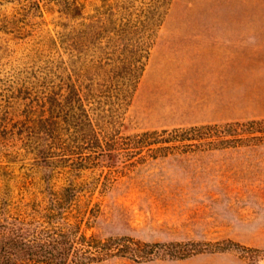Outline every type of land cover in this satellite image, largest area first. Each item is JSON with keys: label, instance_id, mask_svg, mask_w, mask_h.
<instances>
[{"label": "rangeland", "instance_id": "rangeland-1", "mask_svg": "<svg viewBox=\"0 0 264 264\" xmlns=\"http://www.w3.org/2000/svg\"><path fill=\"white\" fill-rule=\"evenodd\" d=\"M76 5L70 19L65 0H0V238L67 233L72 256L83 234L197 249L84 264H264V0ZM71 71L112 162L90 143L65 168L22 148L50 95L67 105ZM200 128L233 141L133 139Z\"/></svg>", "mask_w": 264, "mask_h": 264}, {"label": "trees", "instance_id": "trees-1", "mask_svg": "<svg viewBox=\"0 0 264 264\" xmlns=\"http://www.w3.org/2000/svg\"><path fill=\"white\" fill-rule=\"evenodd\" d=\"M76 3L77 0H65L67 8L63 14L66 18H76L78 10ZM66 43L69 49L67 52L69 53L71 62L69 69L71 70L75 58L72 52L74 45L71 44L70 40ZM68 79L70 83L66 87L67 95L64 97L67 105L64 106V103L60 102V93L54 92L46 101L47 115H41L35 119L32 126L25 124L26 128L18 132L23 150H29L36 154L38 159L47 162V164L50 162L53 166L65 168L68 167L66 164H68L67 161H71L69 160L71 156L79 155L80 151L84 149L83 146L90 143L95 150L102 152L100 155L108 163L116 160L118 156H114L112 150H106L104 147L106 135L103 136L94 123L91 112L86 107L77 85L73 82L72 71ZM204 131L208 132L205 133ZM247 132L252 135L257 131ZM191 133L192 135L178 136L175 132L174 136L167 138L163 136L161 138L157 133H146L141 136L137 135L133 139L137 138L138 142L136 141V143H140L141 139L149 138L151 135L158 136L155 139L141 140L148 145L173 142H205L207 138H217L221 143L233 141L228 139L229 136H233L228 131L200 128L191 130ZM108 142H110L109 139ZM210 143L212 144L214 141ZM80 166L75 169L87 168L85 161L81 162ZM67 239V233H60L45 242L33 244L27 242L23 236L14 238L11 235H3L0 238V264H84L90 261L98 263L112 257L128 256L136 262H150L156 257L180 260L188 258L197 250L191 249L196 246L192 243L152 245L135 242L131 238H110L102 241L93 236L87 238L83 234L75 242L78 247L73 251L74 256H72L70 253L73 249L67 247ZM85 248L88 249V252H83ZM87 254L91 255L88 259L86 258Z\"/></svg>", "mask_w": 264, "mask_h": 264}]
</instances>
